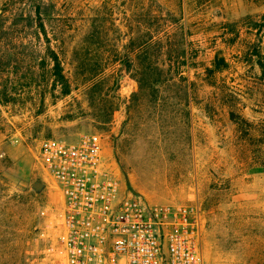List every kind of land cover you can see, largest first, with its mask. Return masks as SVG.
I'll list each match as a JSON object with an SVG mask.
<instances>
[{"label": "rangeland", "instance_id": "374dc122", "mask_svg": "<svg viewBox=\"0 0 264 264\" xmlns=\"http://www.w3.org/2000/svg\"><path fill=\"white\" fill-rule=\"evenodd\" d=\"M38 1L0 9L22 21ZM43 1L72 89H53L47 61L22 76L18 101L0 103V264H39L55 237L47 208L61 202L40 144L85 132L102 135L125 189L200 206L205 264H264V79L253 54H264V0ZM24 28H14L31 41L21 49L42 55L44 35Z\"/></svg>", "mask_w": 264, "mask_h": 264}, {"label": "built area", "instance_id": "2783aa9c", "mask_svg": "<svg viewBox=\"0 0 264 264\" xmlns=\"http://www.w3.org/2000/svg\"><path fill=\"white\" fill-rule=\"evenodd\" d=\"M104 148L95 132L41 142L36 159L61 202L47 208L55 237L39 264H205L200 206L152 204L125 189Z\"/></svg>", "mask_w": 264, "mask_h": 264}, {"label": "trees", "instance_id": "16d2710c", "mask_svg": "<svg viewBox=\"0 0 264 264\" xmlns=\"http://www.w3.org/2000/svg\"><path fill=\"white\" fill-rule=\"evenodd\" d=\"M43 6L44 1L39 0L33 6V14L28 15V17L21 15L25 24L20 20L9 23L5 13L10 9H6V6L0 9V103L4 105L18 101L16 96L21 95L18 84L22 76L25 77L29 73L34 80L40 75V71L47 68V61L53 63L52 67L48 69L53 77V89L61 87L62 94L71 93V83L65 74L61 55L53 46V38L49 36L46 21L47 13L43 11ZM18 24H23L24 29L30 25H36V36L41 38V35H44L46 39L44 42L47 46L42 55L38 56L35 52V55L33 53L26 54L27 50L21 49L29 45L31 41L27 40L26 32L20 35L23 36V39H17L14 28ZM183 53H185V49H183ZM253 54L257 57L256 62L261 69V77L264 79V54L260 47H255ZM33 60L37 63L31 64L30 61ZM117 61L122 63V67L118 70V75L122 76L130 70L132 62L127 58L117 59ZM41 101L44 103L45 96L41 97Z\"/></svg>", "mask_w": 264, "mask_h": 264}, {"label": "water", "instance_id": "95a60500", "mask_svg": "<svg viewBox=\"0 0 264 264\" xmlns=\"http://www.w3.org/2000/svg\"><path fill=\"white\" fill-rule=\"evenodd\" d=\"M44 186V184H40V183H38L37 185H36V187H43Z\"/></svg>", "mask_w": 264, "mask_h": 264}]
</instances>
